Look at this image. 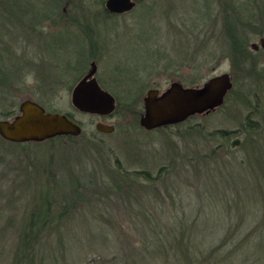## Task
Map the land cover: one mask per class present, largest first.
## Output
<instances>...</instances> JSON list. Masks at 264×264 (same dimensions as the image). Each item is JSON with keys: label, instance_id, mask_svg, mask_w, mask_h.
Returning a JSON list of instances; mask_svg holds the SVG:
<instances>
[{"label": "rangeland", "instance_id": "rangeland-1", "mask_svg": "<svg viewBox=\"0 0 264 264\" xmlns=\"http://www.w3.org/2000/svg\"><path fill=\"white\" fill-rule=\"evenodd\" d=\"M59 1L58 9L51 0V19L38 28L43 35L5 33V58L38 67L19 71L11 100L0 101L16 113L0 120L30 99L72 114L83 131L38 143L0 140V264H13L25 224L39 215L48 223L31 264H174L178 242L191 234L213 245L227 237L230 248L242 241L238 261L264 264V128L244 126L264 80L238 76L222 14L227 4L242 12L248 0H137L132 11L110 15L97 0L85 12L81 0ZM250 1L254 9L236 20L249 44L264 36V0ZM5 28L0 12V35ZM253 58L264 68V51ZM92 60L117 100L104 117L79 112L71 101ZM233 72V92L214 111L154 130L140 126L148 90L175 81L194 87ZM99 122L114 131H98ZM219 130L232 131L229 139ZM161 168L156 185L137 174L156 177Z\"/></svg>", "mask_w": 264, "mask_h": 264}, {"label": "trees", "instance_id": "trees-1", "mask_svg": "<svg viewBox=\"0 0 264 264\" xmlns=\"http://www.w3.org/2000/svg\"><path fill=\"white\" fill-rule=\"evenodd\" d=\"M36 1V0H35ZM34 0H0V12L2 13V17L5 18L6 28L4 35H0V101H9L11 100V94L14 92L16 86L19 85V81L22 79L24 74L19 73V71L23 68V70L30 69L35 66L29 62H15L13 56H7L5 58L4 55V46L2 43L8 44L10 40L5 39V33L10 34L14 29H23L25 32L30 34L43 35L42 31H38V28L43 26L42 21L51 19V0H46L47 3L44 4L39 2L40 7L35 5ZM38 1V0H37ZM69 1V0H68ZM89 0H81L82 7L86 4L85 12L89 10L88 6ZM98 4L101 5L102 14L110 15L106 10L104 3L105 0H97ZM227 1V0H224ZM54 6L59 9L58 5L60 3L59 0H54ZM54 7V8H55ZM222 14H224V33L226 34V42L228 55L234 57L233 64L237 67L235 70L239 73L238 76H242L245 80L249 79H261L264 80V68L258 69L260 63H258L254 58L252 51L249 47L248 38L244 37L247 34H244L242 30V26L236 23V20L242 19L241 16H244L243 9L242 12L236 8L231 9L229 4L222 6ZM80 11L78 8H76ZM231 9V10H230ZM242 13V15H241ZM239 23V22H238ZM240 28V29H239ZM38 31V32H37ZM244 35V36H243ZM3 37V38H2ZM4 40V41H3ZM9 45V44H8ZM6 50H9L8 48ZM9 54L11 52H8ZM227 55V56H228ZM33 66V67H32ZM35 67H38L36 65ZM42 68V66H41ZM233 72V78L235 77ZM187 82L191 85L198 84L199 82L195 80H187ZM235 83V82H234ZM258 90L256 94L257 106L254 110L250 111L245 120V129L249 132H259L264 128V85H257ZM20 88V87H19ZM233 92V89L230 90V93ZM139 94V93H135ZM229 94V93H228ZM227 97V96H226ZM227 100V98H226ZM9 105L4 106L0 102V118L7 117L9 114L13 115L14 111L8 110ZM9 115V116H10ZM72 119L74 116L72 114H68ZM191 117L190 119H192ZM183 124V123H180ZM168 128V127H167ZM232 131L228 130H219L217 133L225 138L229 139ZM62 137H57L55 139H60ZM0 140L6 141L0 136ZM9 142V141H8ZM164 169L161 168L159 174L155 177L151 175L148 171H139L137 174L142 176L149 182L150 185H156V181L161 179L164 175ZM76 198V197H75ZM75 198H72L74 200ZM81 199V198H79ZM67 211V210H66ZM48 214L45 213L44 215ZM52 214V212H51ZM32 218L28 224H25L24 231L20 235V239L22 237L21 244L17 245L14 251V262L13 264H31L33 261V256L36 250V243L38 241V237L41 233V229L45 228L42 226H46L48 223L47 217ZM52 225V224H51ZM59 225V224H57ZM181 227V224L180 226ZM185 228V226L183 225ZM186 230V228H185ZM184 230V231H185ZM229 239L224 237L221 239L220 243L213 245L214 241H206V239L199 240L192 234L187 238V241L183 240L181 243L178 242V250L175 254L177 262L174 264H227L230 261H236V264H241L239 261L242 259L237 258L240 251H242L244 242L240 241L237 243L236 247L230 248L228 246ZM235 243V241H233ZM244 243V244H243ZM234 255H237L236 257ZM242 258V257H241ZM237 259V260H236ZM239 260V261H238ZM170 258L167 256L164 263H168ZM244 263V261L242 262Z\"/></svg>", "mask_w": 264, "mask_h": 264}, {"label": "water", "instance_id": "water-1", "mask_svg": "<svg viewBox=\"0 0 264 264\" xmlns=\"http://www.w3.org/2000/svg\"><path fill=\"white\" fill-rule=\"evenodd\" d=\"M136 0H106L110 13L121 14L133 10ZM264 47V38L261 40ZM258 49L257 44H252ZM97 64L93 62L89 72L75 85L71 94L73 106L81 112L106 116L115 111V97L101 88L95 74ZM233 88L230 73H223L206 80L202 85L186 87L175 81L160 92L150 89L144 97V113L140 125L154 130L186 121L196 114L210 113L223 105ZM100 132L111 133L114 126L97 123ZM80 125L68 115L49 112L38 102L27 99L20 104L19 114L12 120H0V136L11 142H41L57 136H79ZM239 141L233 142V146Z\"/></svg>", "mask_w": 264, "mask_h": 264}, {"label": "flooded vegetation", "instance_id": "flooded-vegetation-1", "mask_svg": "<svg viewBox=\"0 0 264 264\" xmlns=\"http://www.w3.org/2000/svg\"><path fill=\"white\" fill-rule=\"evenodd\" d=\"M136 4H137V0H136ZM254 9V6H253V2L252 1H250V0H248L247 2H245L244 4H243V11H245V12H250L251 10H253ZM107 10V9H106ZM108 11V10H107ZM132 11V10H131ZM109 12V11H108ZM130 12V11H129ZM126 13V12H125ZM109 14H114V13H110L109 12ZM264 38V36H262L261 38H260V40H259V43H251V44H249V47H250V49L252 50V51H254V52H259V51H264V47L262 46V44H261V40ZM252 44H257V46H258V49H254L253 47H252ZM99 48V47H98ZM98 51H100V48L98 49ZM93 62H95V60H92L91 62H90V65L93 63ZM96 63V62H95ZM91 68V67H90ZM90 70V69H89ZM89 70H88V72H89ZM97 71H98V69H97ZM88 72H86L77 82H76V84L88 73ZM95 77H96V79H97V81H98V83H99V85L101 86V83H100V80L98 79V77H97V73L95 74ZM231 77H232V81H233V75L231 74ZM180 82V81H179ZM75 84V85H76ZM75 85H74V87H75ZM184 85V84H183ZM185 86V85H184ZM73 87V88H74ZM187 87V86H186ZM101 88L102 89H104L102 86H101ZM152 89H158V88H152ZM105 90V89H104ZM160 92H162L160 89H158ZM72 91H73V89H72ZM105 91H107V90H105ZM110 93V92H109ZM113 95V94H112ZM114 96V95H113ZM115 97V96H114ZM115 99H116V97H115ZM226 99V98H225ZM73 105V104H72ZM116 108H117V100H116ZM115 108V109H116ZM76 109V108H75ZM77 111H79L78 109H76ZM143 113H144V105H143ZM79 112H81V111H79ZM212 112V111H211ZM82 113H84V112H82ZM18 114H19V112H18ZM63 114V113H62ZM204 114H208V113H204ZM66 115H68V114H66ZM95 115V114H94ZM196 115H198V114H196ZM196 115H194V116H196ZM16 116V115H15ZM14 116V117H15ZM69 116V115H68ZM98 116H101V115H98ZM194 116H191V117H194ZM13 117V118H14ZM70 117V116H69ZM101 117H104V116H101ZM190 117V118H191ZM12 118V119H13ZM71 118V117H70ZM190 118H188V119H190ZM12 119H4V120H12ZM72 119V118H71ZM187 119V120H188ZM72 120H74L75 122H77L76 120H75V118L74 119H72ZM78 123V122H77ZM183 123V122H182ZM79 125H80V123H78ZM141 126V125H140ZM80 127L82 128V126L80 125ZM82 131H83V129H82ZM57 137H65V138H67V137H72V136H70V135H62V136H57ZM57 137H54V138H51V139H55V138H57ZM48 140H50V139H48ZM7 141V140H6ZM46 141V140H45ZM9 142H11V141H9ZM41 142H43V141H41ZM12 143H16V142H12ZM22 143H29V142H21V144ZM34 143V142H33ZM36 143H38V142H36Z\"/></svg>", "mask_w": 264, "mask_h": 264}, {"label": "clouds", "instance_id": "clouds-1", "mask_svg": "<svg viewBox=\"0 0 264 264\" xmlns=\"http://www.w3.org/2000/svg\"><path fill=\"white\" fill-rule=\"evenodd\" d=\"M29 82H31V77H29Z\"/></svg>", "mask_w": 264, "mask_h": 264}]
</instances>
